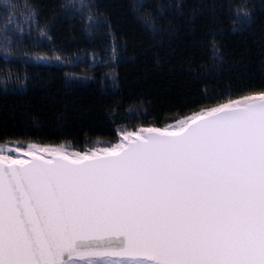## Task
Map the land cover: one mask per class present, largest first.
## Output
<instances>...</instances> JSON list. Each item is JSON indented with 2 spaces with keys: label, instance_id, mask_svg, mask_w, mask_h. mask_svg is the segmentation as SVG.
Here are the masks:
<instances>
[{
  "label": "snow or ice",
  "instance_id": "obj_1",
  "mask_svg": "<svg viewBox=\"0 0 264 264\" xmlns=\"http://www.w3.org/2000/svg\"><path fill=\"white\" fill-rule=\"evenodd\" d=\"M242 99L103 155L0 156V264H264V92Z\"/></svg>",
  "mask_w": 264,
  "mask_h": 264
},
{
  "label": "trees",
  "instance_id": "obj_2",
  "mask_svg": "<svg viewBox=\"0 0 264 264\" xmlns=\"http://www.w3.org/2000/svg\"><path fill=\"white\" fill-rule=\"evenodd\" d=\"M259 92L264 0H0V148L111 147Z\"/></svg>",
  "mask_w": 264,
  "mask_h": 264
},
{
  "label": "rangeland",
  "instance_id": "obj_3",
  "mask_svg": "<svg viewBox=\"0 0 264 264\" xmlns=\"http://www.w3.org/2000/svg\"><path fill=\"white\" fill-rule=\"evenodd\" d=\"M248 96H251V95H248ZM243 97H246V96H243ZM243 97H240L236 100L230 101V102L225 103V104H230L231 106H236L237 104L242 105L244 103H248L249 101L242 99ZM200 114L202 115V113H200ZM200 114H198V115H200ZM197 116H191L188 118L180 119L179 122L176 123V125H174L172 127L160 128V127H154V126H145V127H140L137 131H126V132L122 133L120 140L115 145H117V144L126 145L130 140H133L132 139L133 137L135 139V135H128V134H131V133H136V134H141V135L147 134V133L143 132V129H147V128H160L163 130H168V131L174 132V131L178 130L182 124H188L191 120L195 119ZM126 135L128 137L127 139H125ZM115 145H113V146H115ZM17 147L22 148L24 151H15V149ZM104 148H108V147H99V148L90 149L88 151H79V150H74V149H68L62 145L30 143L27 146H20L17 144H7V145H4L0 148V154L13 155L17 159L30 160L33 157L31 155V153H35V155L38 157L52 160L55 156L51 155L50 153H54V152H60V153H63L65 155H68L71 157H77L78 153L87 152L90 155L91 151H95L97 154L99 153L98 155H102ZM25 152H28L29 155H25ZM105 259H108V258H105ZM112 259H118V258H112Z\"/></svg>",
  "mask_w": 264,
  "mask_h": 264
},
{
  "label": "water",
  "instance_id": "obj_4",
  "mask_svg": "<svg viewBox=\"0 0 264 264\" xmlns=\"http://www.w3.org/2000/svg\"><path fill=\"white\" fill-rule=\"evenodd\" d=\"M232 107H235V106H232ZM204 115H206V113H204V114H202V115H199V116H197L195 119H193V120H195L197 123L199 122V118L201 117V116H204ZM193 120H191L188 124H190ZM103 155V154H102ZM56 157H54L53 159H55ZM31 159H33V157L31 158ZM30 159V160H31ZM44 159V158H43ZM44 160H47V159H44Z\"/></svg>",
  "mask_w": 264,
  "mask_h": 264
},
{
  "label": "bare ground",
  "instance_id": "obj_5",
  "mask_svg": "<svg viewBox=\"0 0 264 264\" xmlns=\"http://www.w3.org/2000/svg\"><path fill=\"white\" fill-rule=\"evenodd\" d=\"M204 114V113H203ZM163 130V129H162ZM166 131H168V130H166ZM141 135V134H140ZM146 135V134H145ZM132 139H134V137L132 138ZM99 154V153H98ZM0 156H4L3 154H0ZM69 157H71V156H69ZM50 158V157H49ZM71 158H76V157H71ZM45 159V158H44ZM22 160V159H21ZM47 160H51V159H47Z\"/></svg>",
  "mask_w": 264,
  "mask_h": 264
}]
</instances>
